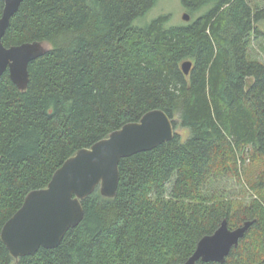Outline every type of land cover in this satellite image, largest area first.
<instances>
[{
  "label": "trees",
  "instance_id": "trees-1",
  "mask_svg": "<svg viewBox=\"0 0 264 264\" xmlns=\"http://www.w3.org/2000/svg\"><path fill=\"white\" fill-rule=\"evenodd\" d=\"M157 1L23 0L12 16L6 46L50 48L30 63L26 89L0 77V264H175L224 219L255 222L225 262L199 264H264V61L250 56L264 0H181L188 22L135 24ZM156 108L188 137L123 158L115 197L96 189L57 247L16 261L1 231L26 196ZM224 178L243 189L214 190Z\"/></svg>",
  "mask_w": 264,
  "mask_h": 264
},
{
  "label": "water",
  "instance_id": "water-1",
  "mask_svg": "<svg viewBox=\"0 0 264 264\" xmlns=\"http://www.w3.org/2000/svg\"><path fill=\"white\" fill-rule=\"evenodd\" d=\"M0 17V77L9 72L12 81L22 90L30 81V63L44 55L47 42L29 41L6 46L3 37L12 16L23 0H3ZM190 20L188 12L183 15ZM192 60H185L182 69L189 74ZM174 119L166 111L156 108L139 121L129 122L113 131L91 147L79 149L59 167L47 187L32 190L21 208L4 224L1 239L11 255L20 257L35 254L41 247H57L70 228L84 218L82 200L99 189L105 197H115L120 181V162L123 158L151 150L172 140L176 135ZM255 220L231 228L224 219L212 234L199 241L195 252L184 262L199 264L216 261L223 263L234 247L240 244Z\"/></svg>",
  "mask_w": 264,
  "mask_h": 264
},
{
  "label": "rangeland",
  "instance_id": "rangeland-1",
  "mask_svg": "<svg viewBox=\"0 0 264 264\" xmlns=\"http://www.w3.org/2000/svg\"><path fill=\"white\" fill-rule=\"evenodd\" d=\"M185 12H187V10L184 8L181 0H158L144 16L135 21V24L145 25L162 14L171 15V25L184 24L189 21L183 18ZM46 46L50 48V43L47 42ZM250 56L253 59L264 61V36H252ZM176 119H178V117H176ZM176 131L182 136L183 140H185L190 134L189 129L182 127L181 125L177 126ZM211 186L214 190L226 192L228 194L239 192L243 189L242 184L233 178L218 179L214 181Z\"/></svg>",
  "mask_w": 264,
  "mask_h": 264
}]
</instances>
